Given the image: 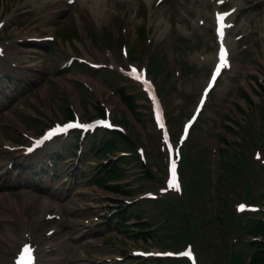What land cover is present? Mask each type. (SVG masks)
Returning a JSON list of instances; mask_svg holds the SVG:
<instances>
[{
    "label": "rangeland",
    "instance_id": "obj_1",
    "mask_svg": "<svg viewBox=\"0 0 264 264\" xmlns=\"http://www.w3.org/2000/svg\"><path fill=\"white\" fill-rule=\"evenodd\" d=\"M102 1L93 7L78 0L74 8H66L65 0H0V41L15 42L0 59V263L12 264V255L29 236L37 248L45 247L46 256L36 264H188L182 258L131 254L136 248L177 250L188 243L195 246L201 264H264V0ZM231 1L240 4L228 28L231 62L182 147V187L170 190L167 155L150 102L120 69L130 62L148 66L177 139L215 62L213 14L233 7ZM43 36L55 39L37 38ZM26 46L36 51H25ZM70 56L101 67L94 70L77 59L65 67ZM106 107L114 122L135 137V148L122 138L116 147L107 143L104 148L85 141L89 157L75 160L69 147L50 158L58 163L55 179L51 167L36 172L19 150L7 148L23 143L27 132L72 117L61 113L77 111L91 120ZM41 116L45 123H37ZM230 118L232 125L224 132L215 124L226 125ZM202 136L205 146L198 151ZM213 140L219 152L212 159ZM107 156L119 166L121 174L112 180L125 186V193L109 190L97 170ZM211 159L217 165L211 167ZM42 178L53 196L65 193L67 222L47 219L43 201L34 199ZM149 191L157 199L142 198ZM244 201L258 204L260 211H238ZM11 202L18 203L19 213ZM113 209L126 211L122 220L129 217L121 229ZM11 214L15 223L8 218ZM49 228L52 233L46 234ZM65 229L76 237L63 240ZM48 242H53L49 248Z\"/></svg>",
    "mask_w": 264,
    "mask_h": 264
},
{
    "label": "snow or ice",
    "instance_id": "obj_2",
    "mask_svg": "<svg viewBox=\"0 0 264 264\" xmlns=\"http://www.w3.org/2000/svg\"><path fill=\"white\" fill-rule=\"evenodd\" d=\"M226 15H229V13H221V14H218L217 16V19H218V22L223 24V21H224V18ZM220 35L221 37L223 36V29L221 28L220 30ZM226 50L223 48V46H221V49H220V63L217 65L216 67V71L212 77V81H210L209 83V88L212 86V83L214 82L215 80V76L217 74H219L220 72V69L224 66H226ZM135 71V70H133ZM138 79L141 78V76H137ZM81 125H75V124H69L67 127H79ZM64 129H60V131H63ZM174 170H175V165L173 164V173H174ZM173 183L175 182V176L173 174ZM241 208H243L244 206H240ZM170 255V254H169ZM180 255H185V256H190L191 253L190 251H187V252H184V253H181ZM20 264H34V257L32 256V249L30 248V246H25V248L23 249V256L21 258V261H20Z\"/></svg>",
    "mask_w": 264,
    "mask_h": 264
},
{
    "label": "bare ground",
    "instance_id": "obj_3",
    "mask_svg": "<svg viewBox=\"0 0 264 264\" xmlns=\"http://www.w3.org/2000/svg\"><path fill=\"white\" fill-rule=\"evenodd\" d=\"M92 1H94L93 3L92 2H90V0H89V2H87L86 3V5H90V6H95V7H98L100 4H101V1L102 0H92ZM85 2V1H84ZM18 34V33H17ZM17 37H19V36H17ZM12 43H14V42H12ZM12 43L10 44V45H6V48H10L11 46H12ZM229 44V43H228ZM230 45V44H229ZM15 50V49H14ZM89 82H92V80L91 79H87ZM43 200V199H42ZM45 202H47L48 204H50V202L49 201H46V200H44ZM16 203H14V205H15ZM18 204V203H17ZM11 207V206H10ZM40 249V254H39V258L40 259H42V257L44 256V252H42V251H44V249L43 248H39ZM34 264H36V261L34 262Z\"/></svg>",
    "mask_w": 264,
    "mask_h": 264
}]
</instances>
